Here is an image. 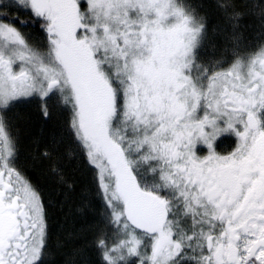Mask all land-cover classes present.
<instances>
[{
  "label": "snow or ice",
  "instance_id": "1",
  "mask_svg": "<svg viewBox=\"0 0 264 264\" xmlns=\"http://www.w3.org/2000/svg\"><path fill=\"white\" fill-rule=\"evenodd\" d=\"M0 264H264V0H0Z\"/></svg>",
  "mask_w": 264,
  "mask_h": 264
},
{
  "label": "trees",
  "instance_id": "2",
  "mask_svg": "<svg viewBox=\"0 0 264 264\" xmlns=\"http://www.w3.org/2000/svg\"><path fill=\"white\" fill-rule=\"evenodd\" d=\"M244 24L246 25V34H254L259 27V21L256 19H246L244 21ZM38 115V114H37ZM34 119L30 120L35 123L31 125V127H34L30 132H33L30 138V144L33 140H39L42 143L47 142L54 134L58 133L59 131H55L54 129H59V123L62 119V115L58 113H54L53 115V122H51L52 119L49 120H43L42 115L40 116H32ZM59 120V121H57ZM49 123V125H48ZM27 143V142H26ZM75 197L72 198V203L69 207L65 208V212L68 214L67 221H71L76 226H79L81 222V218L76 213V207H75ZM61 220H63V217H61ZM70 226V225H69Z\"/></svg>",
  "mask_w": 264,
  "mask_h": 264
},
{
  "label": "flooded vegetation",
  "instance_id": "3",
  "mask_svg": "<svg viewBox=\"0 0 264 264\" xmlns=\"http://www.w3.org/2000/svg\"><path fill=\"white\" fill-rule=\"evenodd\" d=\"M33 110H34V108H33L31 103L29 105L23 106L19 109L21 118L17 120V127H18L20 137H21V146L23 145L22 143H24V146H25V144L27 142L26 140L27 139L29 140V133L31 130V123H30L31 121L30 120L34 119L33 117H31ZM42 118H43V120H49V119H45L43 116H42ZM51 119H53V117ZM53 121H55V120H51V122H53ZM57 121H59V120H57ZM48 125H49V123H48ZM54 130L59 131V129H57V128H55ZM30 138H31V135H30ZM22 150H26V149L22 146Z\"/></svg>",
  "mask_w": 264,
  "mask_h": 264
},
{
  "label": "rangeland",
  "instance_id": "4",
  "mask_svg": "<svg viewBox=\"0 0 264 264\" xmlns=\"http://www.w3.org/2000/svg\"><path fill=\"white\" fill-rule=\"evenodd\" d=\"M31 104H32V106H33V108H34V110H33V113L31 114V117H32V115L34 116V117H38V116H40V114H41V112H40V101H39V98H37L36 100H33L32 102H31ZM38 114V115H37ZM53 120V119H52ZM29 122V121H28ZM31 123V125L32 124H34L35 125V123L34 122H30ZM34 127H31V130L33 129ZM30 130V131H31ZM33 134V132H30L29 133V140L27 139L26 141H27V143L25 144V146H24V143H22L23 145V147L27 150L30 146H31V144H30V135H32ZM67 223H68V225H73V223L71 222V221H67Z\"/></svg>",
  "mask_w": 264,
  "mask_h": 264
}]
</instances>
